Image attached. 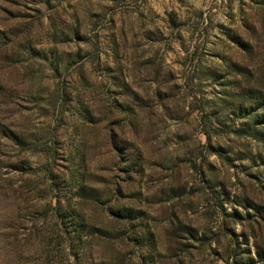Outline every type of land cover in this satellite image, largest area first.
Here are the masks:
<instances>
[{
    "label": "rangeland",
    "instance_id": "rangeland-1",
    "mask_svg": "<svg viewBox=\"0 0 264 264\" xmlns=\"http://www.w3.org/2000/svg\"><path fill=\"white\" fill-rule=\"evenodd\" d=\"M0 264H264V0H0Z\"/></svg>",
    "mask_w": 264,
    "mask_h": 264
}]
</instances>
